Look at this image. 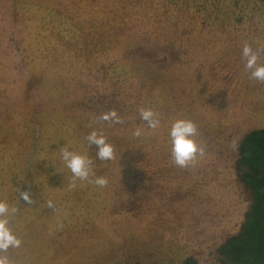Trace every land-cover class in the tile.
<instances>
[{"label": "rangeland", "instance_id": "374dc122", "mask_svg": "<svg viewBox=\"0 0 264 264\" xmlns=\"http://www.w3.org/2000/svg\"><path fill=\"white\" fill-rule=\"evenodd\" d=\"M245 42L264 50L261 0H0V200L17 209L8 226L21 241L11 264H217L247 205L236 144L264 128ZM177 119L203 149L186 167L172 155ZM92 131L113 159L97 157ZM65 144L92 161L88 179L66 166Z\"/></svg>", "mask_w": 264, "mask_h": 264}, {"label": "trees", "instance_id": "16d2710c", "mask_svg": "<svg viewBox=\"0 0 264 264\" xmlns=\"http://www.w3.org/2000/svg\"><path fill=\"white\" fill-rule=\"evenodd\" d=\"M235 149L233 170L247 205L237 231L213 256L217 264H264V128L248 130ZM185 264L196 263L188 258Z\"/></svg>", "mask_w": 264, "mask_h": 264}, {"label": "clouds", "instance_id": "9594fccd", "mask_svg": "<svg viewBox=\"0 0 264 264\" xmlns=\"http://www.w3.org/2000/svg\"><path fill=\"white\" fill-rule=\"evenodd\" d=\"M262 49L254 50L253 47L245 42L242 48V56L246 59L245 69L250 70L251 78L264 82V64H258L259 54ZM141 118L147 121L148 126L156 129L159 125V120L154 119L155 113L151 109H140ZM115 117L116 113L104 114L101 119L107 120ZM197 133L196 125L190 120L177 119L171 125L170 137L172 140V155L174 163L186 167L189 161L193 160L199 151L203 155V149L198 148L195 141L191 138ZM134 135L140 136L141 130L138 128ZM87 140L90 145H95L97 149V157L100 160H111L114 158V148L107 142L106 137L102 133L92 131ZM62 159L66 166L71 170L75 179L86 180L89 178L90 166L92 161L84 155H80L65 144L60 147ZM94 184L104 187L108 181L105 177H95ZM74 186V185H73ZM24 200L31 203V197L28 192H21ZM49 207H53L49 202ZM17 209L10 210L9 205L0 200V264H11L9 258L4 255L10 247H19L21 241L12 233L9 228L8 216L15 213Z\"/></svg>", "mask_w": 264, "mask_h": 264}, {"label": "crops", "instance_id": "0c3cea01", "mask_svg": "<svg viewBox=\"0 0 264 264\" xmlns=\"http://www.w3.org/2000/svg\"><path fill=\"white\" fill-rule=\"evenodd\" d=\"M30 194V193H29ZM32 196H33V194H32Z\"/></svg>", "mask_w": 264, "mask_h": 264}]
</instances>
